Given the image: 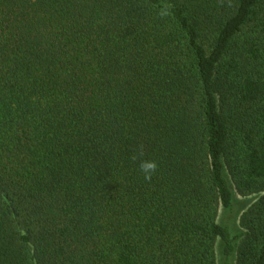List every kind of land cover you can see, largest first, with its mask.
<instances>
[{"label":"trees","instance_id":"16d2710c","mask_svg":"<svg viewBox=\"0 0 264 264\" xmlns=\"http://www.w3.org/2000/svg\"><path fill=\"white\" fill-rule=\"evenodd\" d=\"M0 264H264V0H0Z\"/></svg>","mask_w":264,"mask_h":264},{"label":"clouds","instance_id":"9594fccd","mask_svg":"<svg viewBox=\"0 0 264 264\" xmlns=\"http://www.w3.org/2000/svg\"><path fill=\"white\" fill-rule=\"evenodd\" d=\"M139 170L145 180H151L158 170V162L154 159L144 158L139 160Z\"/></svg>","mask_w":264,"mask_h":264},{"label":"rangeland","instance_id":"374dc122","mask_svg":"<svg viewBox=\"0 0 264 264\" xmlns=\"http://www.w3.org/2000/svg\"><path fill=\"white\" fill-rule=\"evenodd\" d=\"M257 196H258V194H248L246 196H239L238 195L237 197L241 201L251 203Z\"/></svg>","mask_w":264,"mask_h":264}]
</instances>
